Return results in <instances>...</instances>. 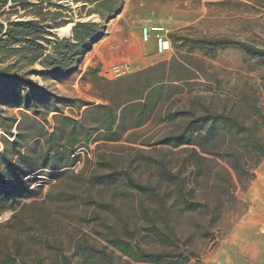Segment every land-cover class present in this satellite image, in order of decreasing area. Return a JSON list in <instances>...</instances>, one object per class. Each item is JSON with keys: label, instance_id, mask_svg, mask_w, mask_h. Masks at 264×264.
Instances as JSON below:
<instances>
[{"label": "rangeland", "instance_id": "rangeland-1", "mask_svg": "<svg viewBox=\"0 0 264 264\" xmlns=\"http://www.w3.org/2000/svg\"><path fill=\"white\" fill-rule=\"evenodd\" d=\"M59 3L68 10L58 15L43 3L37 18L22 11L1 15L0 9V23L39 20L63 39L58 24L70 29L77 21L99 22L87 9L81 12L79 3ZM143 25L164 27L171 50L137 69L127 57L140 54ZM106 36L111 37L104 43L115 46L108 50L113 59L101 62L100 48L93 46L81 66V76L88 69L97 71L94 76L58 81L31 74L44 91L36 96L41 116L10 108L0 98V117L17 123L20 113L32 116L49 134L55 132L58 146L72 130L79 139L95 130L71 154L65 147L51 170V162L37 169L44 138L22 148L27 160L18 164L8 145L15 126L12 135L0 128V155L10 159L9 165L0 160V192H15L23 183L31 191L12 206L8 198L0 211V264H150L122 256L112 241L134 252L182 257L187 264H222L224 256L236 255L232 236L253 213L250 187L264 159V70L239 47L206 56L190 41L224 38L264 46V0H123L120 13L107 21ZM118 63H128L132 72L113 77L110 67ZM30 69L41 70L37 64ZM151 86L162 88L161 99L135 127ZM118 106L124 113L116 133L108 134L102 122ZM67 118L79 125L73 128ZM23 123L32 137L39 136L28 120ZM189 124L192 145L164 142L181 136Z\"/></svg>", "mask_w": 264, "mask_h": 264}, {"label": "trees", "instance_id": "trees-1", "mask_svg": "<svg viewBox=\"0 0 264 264\" xmlns=\"http://www.w3.org/2000/svg\"><path fill=\"white\" fill-rule=\"evenodd\" d=\"M52 1H58V4ZM61 1L64 0H0V9H3L1 15L16 14L18 11H22L24 14L32 12L37 18L42 11L43 3H45L47 7L58 9V15H60L62 10H68L67 7L59 3ZM70 1L74 4H81L80 11L82 12L87 9L85 14L96 15L99 18V22H75L71 28L72 35L69 39H58L50 33L51 28L42 26L39 20L11 21L7 18L4 20V24L0 23V63L13 59L9 64L7 63L6 66L0 67V98H5V103L8 107L22 108L30 112L34 117L41 116L36 96L41 95L44 91L30 79L31 74L36 73L42 79L63 81L80 72L84 57L92 50L95 44L106 36L107 21L113 19L120 13L123 4V0ZM71 19L72 18H70V20ZM63 26L65 25L59 26L58 24V29ZM190 44L196 45V48L201 50L206 56H213L218 49L239 47L245 55L256 60L264 70V46L257 47L224 38L195 40L190 41ZM35 64L40 66V71L30 69V67ZM96 73V70L88 69V71L81 76V80H84L87 75L94 76ZM161 96L162 88H154L152 86L148 88L143 99L141 111L135 118V127L143 125L140 117L146 110L152 112L156 104L160 101ZM51 102L55 104L52 99ZM123 113L124 107L121 108V106L116 107V110L109 109L105 114L106 120L102 122L104 131L108 134L116 133L120 116ZM20 114V121L17 123L15 119L8 120L0 117V128L7 135H12L11 129L15 126L16 134L8 145H10L12 150L10 158H15V162L18 164L21 160H27L26 155L22 153L21 149L33 141H39L44 138L43 142L46 144V151L41 157V163L37 169L46 168L48 167L47 164L51 162L52 165H49V167L51 170H55V164L60 163V157L65 147L69 150L68 154H71L70 149L73 146L80 142L87 143L90 132H95L94 129H87L84 131L82 139H79L72 130L68 134L65 144L58 146V139L56 141L54 139L55 132L49 134L32 116L25 113ZM54 118L56 117L54 116ZM23 119L28 120L31 125L35 126L34 130L38 132L39 136L35 138L32 137V132L25 128ZM220 120L222 121L220 125L223 128H230L227 119ZM6 121H10V123L8 124ZM65 121L72 125L73 128L79 125L78 122L68 118L65 119ZM190 127L191 124L187 126L181 136L173 140H165L164 142L175 147L192 145L190 138L186 137V132ZM191 134L192 133H189V136H191ZM4 143L7 144L6 141H4ZM0 160L4 165H9L8 160L10 159L7 158L5 152L0 155ZM67 160L70 161V155L67 156ZM29 161L30 160L27 161V164L32 166ZM29 172L28 170V173ZM30 194L31 191L28 190L24 183L20 185L15 192H0V211L4 210V203L7 202L8 198H11L9 206H12L18 198H25L30 196ZM110 243L122 256L133 262L150 264L188 263V261L182 257L167 259L157 255L144 254L139 251L134 252L131 246L126 243H119L118 241H112ZM5 264H8V262Z\"/></svg>", "mask_w": 264, "mask_h": 264}, {"label": "crops", "instance_id": "crops-1", "mask_svg": "<svg viewBox=\"0 0 264 264\" xmlns=\"http://www.w3.org/2000/svg\"><path fill=\"white\" fill-rule=\"evenodd\" d=\"M121 15L122 14H120L119 17ZM110 37L111 36H106L94 45V48H100L99 60L104 63H106L108 57L113 59L112 53L108 51L109 49L115 48L113 42L104 43V41L110 39ZM138 38L140 42V54L135 52L127 57V60H131L133 66L137 69L145 65L147 61L155 58V56H158L155 52V46L151 47L149 43L141 42L140 32ZM120 44H122L121 41ZM90 54L91 52L86 54V56ZM142 56H145V58H142ZM76 74L81 76V69L80 72ZM250 189L254 190V197L251 201L253 213L245 217L244 225L239 228L236 235L232 236V238H234L233 244H236V255L231 257L224 256L222 258V264H264V159L257 167L254 181Z\"/></svg>", "mask_w": 264, "mask_h": 264}, {"label": "built area", "instance_id": "built-area-1", "mask_svg": "<svg viewBox=\"0 0 264 264\" xmlns=\"http://www.w3.org/2000/svg\"><path fill=\"white\" fill-rule=\"evenodd\" d=\"M140 39L142 43H149L154 40L155 52L157 55H164L171 50V41L167 36L164 27L154 25H143L140 28ZM132 72L128 63H118L110 67L109 73L115 77H123ZM264 230V225H263Z\"/></svg>", "mask_w": 264, "mask_h": 264}, {"label": "bare ground", "instance_id": "bare-ground-1", "mask_svg": "<svg viewBox=\"0 0 264 264\" xmlns=\"http://www.w3.org/2000/svg\"><path fill=\"white\" fill-rule=\"evenodd\" d=\"M59 34L62 38H67L69 39L71 36V31L69 29V27H61L59 29ZM59 37V36H58Z\"/></svg>", "mask_w": 264, "mask_h": 264}, {"label": "water", "instance_id": "water-1", "mask_svg": "<svg viewBox=\"0 0 264 264\" xmlns=\"http://www.w3.org/2000/svg\"><path fill=\"white\" fill-rule=\"evenodd\" d=\"M72 26H73V25H71V28H72ZM71 28H70V31H71ZM71 35H72V34H71ZM70 38H71V36H70Z\"/></svg>", "mask_w": 264, "mask_h": 264}]
</instances>
